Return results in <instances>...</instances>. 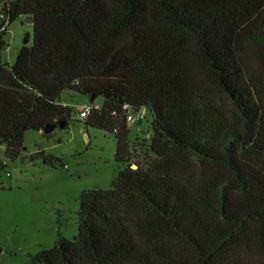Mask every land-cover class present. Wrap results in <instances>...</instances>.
I'll use <instances>...</instances> for the list:
<instances>
[{
    "label": "trees",
    "instance_id": "16d2710c",
    "mask_svg": "<svg viewBox=\"0 0 264 264\" xmlns=\"http://www.w3.org/2000/svg\"><path fill=\"white\" fill-rule=\"evenodd\" d=\"M0 10L1 24L33 26L11 65L0 31L4 155L21 154L27 131L65 127L72 108L60 98L72 90L91 103L85 126L112 134L126 165L110 188L81 192L77 236L28 264H264V0H9ZM124 105L152 118L146 164L133 161Z\"/></svg>",
    "mask_w": 264,
    "mask_h": 264
},
{
    "label": "rangeland",
    "instance_id": "374dc122",
    "mask_svg": "<svg viewBox=\"0 0 264 264\" xmlns=\"http://www.w3.org/2000/svg\"><path fill=\"white\" fill-rule=\"evenodd\" d=\"M3 30L7 33L3 60L11 65L27 35V44H32L33 26L20 16L6 27L0 24ZM60 102L72 108L65 127H56L49 136L27 131L24 149L13 160L0 147V160L5 164L0 174V264H28L31 255L51 248L59 236L76 237L81 192L110 188L126 166L114 160V136L85 126L79 118L78 109L91 105L86 96L64 90ZM102 103L103 98L97 97L92 105ZM151 119L147 113L130 126L132 157L140 165L149 162ZM40 151L53 156L52 165L43 163Z\"/></svg>",
    "mask_w": 264,
    "mask_h": 264
},
{
    "label": "built area",
    "instance_id": "2783aa9c",
    "mask_svg": "<svg viewBox=\"0 0 264 264\" xmlns=\"http://www.w3.org/2000/svg\"><path fill=\"white\" fill-rule=\"evenodd\" d=\"M9 0H0V8L1 6L6 3ZM5 19V15L4 13L0 10V24L1 22ZM2 27H6L7 24H1ZM126 110V122L127 125L133 126L136 122H140L141 120L145 119L146 115H147V111L145 108H140L139 110H132L130 109L127 105L123 106ZM90 108L91 105H82L79 109H78V113H79V118L80 119H85L89 112H90ZM149 139V138H148ZM147 139V140H148ZM148 144V143H147ZM134 161V160H133ZM136 162V161H135ZM132 168H136L137 165L135 163L131 164Z\"/></svg>",
    "mask_w": 264,
    "mask_h": 264
},
{
    "label": "water",
    "instance_id": "95a60500",
    "mask_svg": "<svg viewBox=\"0 0 264 264\" xmlns=\"http://www.w3.org/2000/svg\"><path fill=\"white\" fill-rule=\"evenodd\" d=\"M26 21H27V22H31V19L27 18ZM91 101H92V99H91ZM64 124H65V123L62 122V121H60V122H58V123H49V124H46L45 127H44V129H43V132H44L45 134H49V133H51L56 127H60V128L64 127ZM0 251H1V249H0Z\"/></svg>",
    "mask_w": 264,
    "mask_h": 264
},
{
    "label": "crops",
    "instance_id": "0c3cea01",
    "mask_svg": "<svg viewBox=\"0 0 264 264\" xmlns=\"http://www.w3.org/2000/svg\"><path fill=\"white\" fill-rule=\"evenodd\" d=\"M37 132L40 133V134H43V131H37ZM40 150H43V149H40ZM0 159H1V157H0Z\"/></svg>",
    "mask_w": 264,
    "mask_h": 264
}]
</instances>
